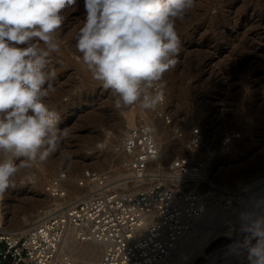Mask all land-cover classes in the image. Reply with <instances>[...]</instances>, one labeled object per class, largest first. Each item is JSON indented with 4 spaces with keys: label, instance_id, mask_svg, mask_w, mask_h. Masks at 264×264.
Returning <instances> with one entry per match:
<instances>
[{
    "label": "rangeland",
    "instance_id": "obj_1",
    "mask_svg": "<svg viewBox=\"0 0 264 264\" xmlns=\"http://www.w3.org/2000/svg\"><path fill=\"white\" fill-rule=\"evenodd\" d=\"M63 14L66 20L55 34L58 51L48 57L47 70L54 69L56 76L45 85L53 89L45 103L58 117L56 150L44 161H14L18 171L13 186L0 193V229L24 230L36 222L52 202L44 184L59 172L67 175L69 198L93 190L84 180L90 171L111 180L123 178L126 171L115 147L129 128L146 123L156 136L163 135L164 144L171 146L168 167L185 150L173 127L188 131L196 126L204 151L214 152L211 166L191 187L207 196L206 211L172 253L173 264H205L216 252L218 264H248L246 256L231 255L227 246L235 241L236 222L254 183L264 178V0H194L191 9L175 18L179 51L157 83L163 102L155 109H144L139 101L115 107L117 97L93 77L76 49L83 0ZM158 107L172 118L171 126L156 118ZM227 132L239 137L221 151Z\"/></svg>",
    "mask_w": 264,
    "mask_h": 264
},
{
    "label": "clouds",
    "instance_id": "obj_2",
    "mask_svg": "<svg viewBox=\"0 0 264 264\" xmlns=\"http://www.w3.org/2000/svg\"><path fill=\"white\" fill-rule=\"evenodd\" d=\"M77 0H0V193L13 186L16 159L44 161L56 150L58 117L45 98L56 76L48 57L58 51L55 34ZM84 21L75 39L93 77L117 97L115 107L138 101L155 109L162 81L179 51L175 18L194 0H83ZM43 45V46H42ZM242 240L228 245L248 264H264V197L239 214ZM255 240V243H253Z\"/></svg>",
    "mask_w": 264,
    "mask_h": 264
},
{
    "label": "built area",
    "instance_id": "obj_3",
    "mask_svg": "<svg viewBox=\"0 0 264 264\" xmlns=\"http://www.w3.org/2000/svg\"><path fill=\"white\" fill-rule=\"evenodd\" d=\"M151 91L160 93L161 105L160 85L156 83ZM155 116L165 125L172 124L161 107ZM173 134L184 139L186 151L170 166L158 165L151 175L147 170L157 159L158 145L153 128L141 123L129 128L115 147L126 171L123 178L111 180L90 171L84 180L93 190L74 198L68 197L65 172L49 178L44 192L52 202L38 220L24 230L0 229V264H159L171 256L206 211L207 196L190 184L214 159L213 150L204 151L199 127L185 131L179 126ZM237 137L225 133L219 149L228 150ZM84 180L78 185H84ZM69 231L78 242L97 246V259H74L61 252Z\"/></svg>",
    "mask_w": 264,
    "mask_h": 264
},
{
    "label": "bare ground",
    "instance_id": "obj_4",
    "mask_svg": "<svg viewBox=\"0 0 264 264\" xmlns=\"http://www.w3.org/2000/svg\"><path fill=\"white\" fill-rule=\"evenodd\" d=\"M258 27V26H257ZM231 49V48H230ZM132 120L130 117H128V127L132 126ZM167 126H171V125H167ZM173 126V125H172ZM119 127V126H118ZM152 127V125H151ZM160 127V126H159ZM174 128V127H173ZM154 130V129H153ZM159 133L164 134V129L160 128ZM172 133H173V129H172ZM154 135H155V130H154ZM174 135V134H173ZM163 135H155L156 141H157V145H158V156L157 159L155 160V162L151 163L148 167L147 173L148 175H151V172L153 173L155 171V168L159 165V166H165L168 162L166 160L167 154L169 153L170 150V144L169 142H165L166 144H164L163 140L164 138L162 137ZM124 135L122 136L123 139ZM175 137V136H174ZM176 138V137H175ZM121 139V141H122ZM178 139V138H176ZM182 140V139H181ZM176 148V147H175ZM184 148V147H183ZM186 151V149L184 150V152ZM170 155V154H169ZM168 159V158H167ZM170 160V159H169ZM167 162V163H166ZM170 166V165H169ZM150 167H155L154 169H151ZM206 171V170H205ZM204 171V172H205ZM203 172V173H204ZM150 173V174H149ZM201 173V175L203 174ZM255 185V186H254ZM254 192H252L253 195H255L256 197H252V194L250 195L251 198L248 200V202H244L243 204V211L248 208L250 202L253 199H259L264 197V178L261 180H258L254 183ZM91 186V185H90ZM190 186H193V183L190 184ZM93 187V186H91ZM250 187V186H249ZM248 187V188H249ZM247 190V189H246ZM241 210V209H240ZM238 215V214H237ZM238 217V216H237ZM238 219V218H237ZM236 221V220H235ZM236 231H235V235H234V239L236 240H242L243 239V234H241L239 232V227H240V221L236 222ZM219 227V226H218ZM26 229V228H25ZM213 231V230H212ZM204 242V241H203ZM61 252H68L74 259L76 256H82L81 259H90V260H95L97 259L98 255H99V249L97 248V246L91 244V243H83V242H78L74 237H73V233L72 231L67 232V234L65 235L62 243H61V247H60ZM220 255L218 252H216L212 258L206 260L205 264H218ZM176 258L174 256H169L168 258H166L164 261H162L159 264H173L175 263ZM200 264H203L200 262Z\"/></svg>",
    "mask_w": 264,
    "mask_h": 264
}]
</instances>
